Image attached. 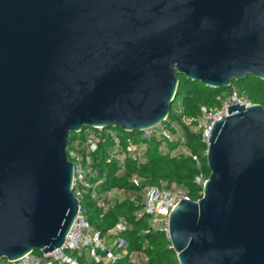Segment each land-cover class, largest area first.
Segmentation results:
<instances>
[{
  "label": "water",
  "instance_id": "water-1",
  "mask_svg": "<svg viewBox=\"0 0 264 264\" xmlns=\"http://www.w3.org/2000/svg\"><path fill=\"white\" fill-rule=\"evenodd\" d=\"M179 76L264 80V0H0V263L64 243L70 136L163 123ZM227 114L201 198L169 215L178 264H264V108Z\"/></svg>",
  "mask_w": 264,
  "mask_h": 264
},
{
  "label": "built area",
  "instance_id": "built-area-1",
  "mask_svg": "<svg viewBox=\"0 0 264 264\" xmlns=\"http://www.w3.org/2000/svg\"><path fill=\"white\" fill-rule=\"evenodd\" d=\"M218 100L220 102L218 108H199V117L196 120L195 128L199 131L200 140L205 145L203 157H205L206 146L214 123L228 115V108L231 105L244 106L245 108L253 105L234 86H231L226 98ZM77 134H80L81 137L73 142L70 150L68 149V157L73 166L71 187L78 200V212L64 243L60 248L51 252H32L14 262L3 261L2 264H81L79 258L82 255L95 263L113 264L126 259L129 264H146L147 257L144 253L128 252L127 250L125 235L131 229V225L126 218H121L108 233L101 235L91 228L80 207L79 200L83 194L88 189L99 188L101 181L94 185L90 179L99 174L98 169L93 166V155L97 154L101 148L106 149L108 160H114L119 164L118 172L121 173L125 170L127 162H143V154L150 146L149 142L182 143L177 148V152L190 158L195 164L198 174L195 176L194 182L201 187L202 196V188L207 180L203 173L204 161L202 157L183 145L185 141L183 131L174 121H168L166 118L163 123L142 132L128 133L113 128L97 127L84 129ZM129 181L130 190L121 188L108 190L103 193L105 200H127L140 204L141 210L134 216L137 219L145 217L149 230L162 232L168 238L169 215L178 202L181 200L190 201L187 193L175 185L166 188L144 184L143 180L137 176L132 177ZM94 195L95 193H93ZM98 206L105 207L102 200L99 201Z\"/></svg>",
  "mask_w": 264,
  "mask_h": 264
},
{
  "label": "trees",
  "instance_id": "trees-1",
  "mask_svg": "<svg viewBox=\"0 0 264 264\" xmlns=\"http://www.w3.org/2000/svg\"><path fill=\"white\" fill-rule=\"evenodd\" d=\"M179 84L176 97L171 104L168 121H174L183 131L185 145L192 152L202 157L203 173L209 176V170L203 154L205 145L200 140V133L196 130V120L199 117V108L214 109L220 106L218 99H224L231 86L237 87L240 93L252 104L264 108V80L247 76L242 80L232 82L228 89H212L205 87L197 81H188L183 76L178 77ZM118 131H121V129ZM80 134L70 136L69 150L73 142L80 138ZM143 154V162H127L125 170L119 173V164L114 160H108L106 149L101 148L93 155V166L99 174L90 179L94 185L100 182L99 188L88 189L79 200L87 221L94 231L105 235L121 218H126L131 229L126 233L128 252H141L147 257L146 264H178L176 255L170 248L167 236L159 231L149 230L145 217L136 218L135 213L141 210V205L127 200H105L103 193L121 188L130 190V179L137 176L144 184L150 186H164L166 188L175 185L183 189L192 201L201 198V187L194 182L198 170L190 158L177 152L182 143L175 144L151 142ZM109 145V144H108ZM93 193L95 195L93 196ZM102 200L103 206H98ZM107 205V206H106ZM81 264H109L95 263L85 255L79 258ZM2 264V263H0ZM113 264H129L126 259Z\"/></svg>",
  "mask_w": 264,
  "mask_h": 264
},
{
  "label": "rangeland",
  "instance_id": "rangeland-1",
  "mask_svg": "<svg viewBox=\"0 0 264 264\" xmlns=\"http://www.w3.org/2000/svg\"><path fill=\"white\" fill-rule=\"evenodd\" d=\"M226 97H227V93H225V98H226ZM113 129L118 130V129H116V128H113ZM149 144L152 145L151 142H149Z\"/></svg>",
  "mask_w": 264,
  "mask_h": 264
},
{
  "label": "bare ground",
  "instance_id": "bare-ground-1",
  "mask_svg": "<svg viewBox=\"0 0 264 264\" xmlns=\"http://www.w3.org/2000/svg\"><path fill=\"white\" fill-rule=\"evenodd\" d=\"M228 116V115H227Z\"/></svg>",
  "mask_w": 264,
  "mask_h": 264
}]
</instances>
